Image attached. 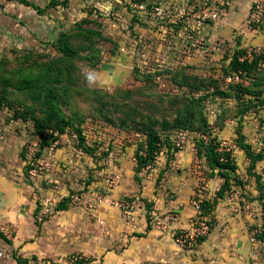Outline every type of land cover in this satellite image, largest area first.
<instances>
[{
    "label": "rangeland",
    "instance_id": "rangeland-1",
    "mask_svg": "<svg viewBox=\"0 0 264 264\" xmlns=\"http://www.w3.org/2000/svg\"><path fill=\"white\" fill-rule=\"evenodd\" d=\"M198 1L0 0V144L12 150L4 160L11 169V176L15 179L20 176L34 188L35 205L40 207L38 198L48 200L60 188L84 201L75 205L68 204L67 200L59 208L69 207L87 215L84 205L93 194L109 196L113 192L116 195L113 197L118 198L116 201L138 200L143 214L151 220L153 207L148 200L151 195L145 193L161 184L165 175L159 171L151 179H144L153 174L151 169L161 157L165 164L170 163L172 151L189 148L195 157L197 151L208 161L207 147L210 143L217 147V142L222 141L213 136V129L229 128L230 117L241 121L238 117L247 112H255L258 117L257 126L252 121L248 127L255 126L250 136L251 144L255 148L262 147L264 88L261 91L254 86L264 85V76L252 75L240 84L225 83L222 72L227 58L213 55L217 52L213 48L218 40L211 35L217 21L209 19L197 25L196 15L203 5ZM260 27L263 29L264 24ZM235 43L225 41L219 53L233 50ZM206 48L211 49L209 53L214 58L212 67H207L202 57ZM183 49L192 52L184 64L172 63L170 67L167 65L153 72L145 67L143 54L165 59ZM89 74L95 77L93 86L87 81ZM40 83L53 92L42 106L33 100L31 92ZM247 87L257 92L258 102L250 107H245L243 101L245 93H252ZM60 125L63 129L58 131ZM180 133L185 137L177 147ZM149 139L156 143L151 157L147 156ZM36 142L41 149L55 145L53 169L61 182L56 189L26 173L32 158L31 148ZM122 153L130 154L135 162L132 174L121 170ZM225 154H220L223 161ZM138 155L146 156L141 166L137 163ZM204 160L199 159L200 163ZM239 163L244 165L243 161ZM193 168L192 171L200 176L201 172ZM114 173L118 176V185L130 180L132 190H123L121 194L111 190L115 186L111 182ZM142 193L145 195L141 196ZM214 203L207 201L205 206L213 208ZM253 207L254 214L245 220L248 240L251 232L263 223L258 213L262 207ZM57 211L54 207L47 213L42 210V214L49 218ZM113 217L104 223L105 230L93 227V247L103 245L105 251L120 249V232L124 239L126 234L128 238L131 236L125 232L128 221L124 215ZM211 217L210 231L215 226L212 214ZM4 225L7 226L0 224V229ZM236 232L239 233L238 228ZM208 236L192 248L180 249L182 264H249V254L235 257L227 250L225 255L211 249L202 251ZM7 243L1 236L0 249L4 256L0 257L4 261L0 264L58 263L53 258L35 262L32 256L25 261ZM172 243H175L173 239ZM258 247L261 264H264V242ZM92 252L84 255L79 252L75 256L79 257L78 261H85L87 257L100 264L104 253H96L93 257ZM175 253L178 255L179 250Z\"/></svg>",
    "mask_w": 264,
    "mask_h": 264
},
{
    "label": "crops",
    "instance_id": "crops-1",
    "mask_svg": "<svg viewBox=\"0 0 264 264\" xmlns=\"http://www.w3.org/2000/svg\"><path fill=\"white\" fill-rule=\"evenodd\" d=\"M250 1L233 0V6L227 9L226 15L217 22L214 21L211 36L217 37L218 42L230 41L233 44L236 42L234 47H236L238 40L239 46L250 44V42H252L251 44L264 45V28L260 27L254 31L244 24ZM239 29L241 31H238ZM255 32L258 34L255 35ZM238 36L239 38H237ZM236 38L237 41H235ZM219 51H223V49ZM219 51L213 53L214 56L217 55L216 58L223 56ZM206 56L202 55L203 59ZM238 118L241 121H236V118L230 117L229 128L215 127L212 133L217 139L226 141L233 153L232 160L235 170L228 171L229 178H227L230 188L226 189L222 196L217 195L218 191L214 193L215 189L222 186L224 177L219 174L218 168L212 167L206 160L202 159L204 157L202 153L199 154L196 151L195 157L193 152L188 150L189 148L172 151L170 163L165 164L161 157L160 161L157 160V164L151 169L153 174L146 175L144 179H151L154 173L156 175L159 171H163V175H165L160 181L161 184L156 188L153 186L154 188H150V191L147 190L145 193L151 195V199L148 198L151 200V207H153L150 212L151 220L147 216L145 217L140 206L141 203L135 199L131 201H136L139 204V211L134 213L135 222L133 224L126 221L123 209L116 205L117 202H124V200L116 201L118 198L113 197L116 196L113 192L109 196L107 194H93L94 196L87 201L88 204L84 205L87 215L67 207L57 208L56 213L46 218L41 206L35 205L32 197L34 188L30 183L27 184L21 180L20 176H17L16 179L11 176V169L4 160L6 154L12 150L1 143L0 224L7 226H2L4 233L0 235L4 240H7L11 249L17 251L20 258L25 261L29 259V256H32L35 258V262L45 258H53L57 260V264H75L79 258L75 256L77 253L83 252L84 255L97 247L100 250L92 252L91 255L94 257L96 253H104L102 260H99L100 264H182L180 249H184V247L172 243V235L175 231L173 229L188 227L189 219L194 214V210L190 206L191 198L196 189L204 185L209 191V196L205 201L215 202L210 212L215 219V226L203 242L202 251L211 249L216 254L225 255L224 252L227 250L228 252L231 251L235 257L242 254H249L251 257L252 245L247 239L245 220H249L250 215L253 214L234 213L233 209L240 206L242 201L243 205L248 203L249 206H252V211L255 210L254 205L259 208L261 206L260 201L264 203V157L256 160L255 163L251 161V156L264 151V145L255 148L251 144L250 136L254 133L258 122L255 112H247ZM252 121L255 122L254 128L252 126L248 128ZM120 156L121 170L125 171L126 174H132L135 162L131 160V155L122 153ZM199 159L204 160V162L200 163ZM239 161H243L244 165L241 166ZM192 167L194 170L200 171L201 175L198 176L194 173ZM250 170L254 174H251ZM129 181L119 185L115 183L114 189L111 190L115 191L116 194H121L123 190H132ZM144 182L150 183V181ZM145 194L142 193L141 196ZM96 196H100L101 200L98 201ZM110 196L111 199L107 198ZM40 213H43L42 216ZM121 213L127 222L125 232L131 236L128 238V234H126L127 238L124 239L123 233L120 232L118 237L121 242L120 249L105 251L103 245L93 247L95 245H92L94 242L91 235L93 227L99 228L100 231L105 230L102 227L106 220L109 217L114 218L113 215L115 214L121 217ZM170 214L175 215L177 219L169 222L167 216ZM154 216L160 218L166 228L156 227L153 222ZM101 223L103 224L101 225ZM236 227L239 233L236 232ZM233 248L235 251H232ZM177 250H179L178 255L175 253ZM226 256L228 257L229 253ZM1 258L0 261H4ZM84 259L88 261L85 264H97L96 260H88L87 257ZM23 263L20 262V264Z\"/></svg>",
    "mask_w": 264,
    "mask_h": 264
},
{
    "label": "built area",
    "instance_id": "built-area-1",
    "mask_svg": "<svg viewBox=\"0 0 264 264\" xmlns=\"http://www.w3.org/2000/svg\"><path fill=\"white\" fill-rule=\"evenodd\" d=\"M199 3L203 2V5L199 7L200 12L196 15V21L197 25H201L202 22L206 20H212L217 21L222 16H225L227 13V9L233 6V0H200ZM245 24L247 27H249L251 30L256 31L260 28L262 24H264V0H251L249 4V10L247 17L245 19ZM254 38V37H252ZM223 42H218L216 44V47L213 49H216L219 51L223 47ZM241 49H243V53L238 55V61H248L251 62L254 60L255 57H259L258 59V67L264 69V45H256V44H245L240 46ZM210 48H206L204 50V55L206 56L204 60H206L207 67L214 66V58L210 56ZM233 50L228 51V57H227V64L229 62L231 53ZM190 49H187L186 51L183 49L181 50V53H176L174 55H168L165 59L158 56V55H152L151 57L149 54H143V59L145 63V67H147L148 72H153L154 70H161L165 66L168 65L170 67L173 64H184V60L187 58H190L191 55ZM227 52L224 55H226ZM195 55V53H193ZM222 56V57H223ZM225 57V56H224ZM146 61L149 62V64L146 63ZM173 63V64H172ZM150 64L152 66L150 67ZM156 67V68H154ZM245 73H237L233 71H224L222 72V77L226 84H240L242 82H245ZM185 135L180 133L177 141V147H180V145L184 141ZM205 144H207V141H204ZM32 158L29 159V168H28V175L30 178H41L45 181L46 184L52 185L55 189L58 188L61 185V182L56 177L53 166L56 164L55 162V145H49L45 147L44 149H41L38 147L37 142L33 143L32 145ZM219 153H229L230 157H233L232 150L228 143L226 141H222L220 145L217 146L215 149ZM39 153V154H38ZM220 160H223L221 157ZM112 175L111 182L115 184L118 180V176ZM220 190V186L218 189L214 190V193ZM56 191L55 196L51 197L48 200L39 199V203L42 206V210L44 213L50 212V209H53L57 206L58 203L63 201L64 199H69V204H80L84 200L82 197L77 195H69L62 189L58 188ZM218 193V192H217ZM209 191L206 186L202 185L198 188V190L195 192L193 197L190 201V206L194 210V214L190 217L189 225L188 227L184 229H173L175 230L172 235L173 241L182 247L185 248H192L199 240L205 236H207L210 233L211 224V214L204 212V209L202 207L203 201L208 198ZM96 199L98 201L101 200L100 196H96ZM116 205L123 209L125 218L128 222L134 223L135 222V212L139 211V204L136 201H131L130 203L125 202H117ZM234 213L243 212V214H254V211H252L251 207L248 205V203H244V205L241 203L240 206L235 207ZM259 214L263 215L262 208L259 209ZM154 225L158 228H166L165 224L160 221V218L154 216ZM167 219L169 222L175 221L177 217L173 214H170L167 216ZM263 221V220H262ZM263 230V223L259 225V227L251 232L249 237V242L252 245V255L250 258L249 264H261L260 261V251H259V244L260 242H264V239H260L257 237L256 233H261ZM0 233H4V228L1 227ZM1 237V236H0ZM0 256H4V251L0 249Z\"/></svg>",
    "mask_w": 264,
    "mask_h": 264
},
{
    "label": "trees",
    "instance_id": "trees-1",
    "mask_svg": "<svg viewBox=\"0 0 264 264\" xmlns=\"http://www.w3.org/2000/svg\"><path fill=\"white\" fill-rule=\"evenodd\" d=\"M240 43L237 42V45L236 47H234L232 53H231V56H230V59H229V62L227 65L224 66V70L225 71H233V72H239V73H245V77L248 78L249 76H252V75H255V76H264V69L262 68H259L258 67V59L259 57H255L253 61L251 62H248V61H238V55H240L241 53H243V49L240 48ZM228 57V51H227V54L225 55V58ZM259 82H263V80H259ZM255 89L257 90H261L264 88V85L261 84V85H256L254 86ZM249 90H252L251 87H247ZM52 89L49 88L47 85L43 84V83H40L37 85L36 89L32 90V98L35 102H37L39 105H45L46 104V100H49V98H51L53 92L51 91ZM256 90H252L250 92L254 93L253 95H250L248 93H245L244 94V99L243 101L245 102L244 105L245 107L246 106H252L254 104H256L258 102V99L255 97L256 93L255 92ZM264 90V89H263ZM248 96V97H247ZM260 102V101H259ZM261 103V102H260ZM51 114H53V112H51ZM63 129V126L60 125L59 127H57V130L58 131H61ZM218 140H216L217 142ZM221 143V142H220ZM219 142H217V146L220 145ZM155 141L152 140V139H149L148 140V147H147V156L151 157L155 150H156V145H155ZM213 143H210V147H207V149L209 150V152L206 153V156L208 158V163L212 166V167H216L219 169V174H221L223 177H224V182L222 184V186L220 187V190L218 191L217 195L218 196H222L224 194V191L226 189H229L230 186L228 184V181H227V178H229V175H228V171H234L235 170V165L233 163V160H232V157H230V154L229 153H226L225 154V160H220V156L223 154V153H219L217 152L215 149L217 147H213L212 145ZM248 146V145H247ZM249 147V146H248ZM247 147V148H248ZM248 152L250 151L249 148L247 149ZM39 154V153H38ZM221 154V155H220ZM262 157H264V153H256L254 154L253 156H251V161L253 163H255L256 160L258 159H261ZM146 156H142V155H138L137 156V163L139 166L143 165L146 161ZM28 168L29 167H26V173L28 174ZM236 179V177H235ZM68 200V204H69V199H64L61 203H58L57 205V208H59L63 203H65V201ZM206 202L207 201H203L202 203V207L204 209V212H207V213H210L211 210L213 209L212 207H208L205 206L206 205ZM261 202V207H262V210H263V230L261 233H256L257 237L262 239L264 238V203L262 201ZM208 204V203H207ZM211 214V213H210ZM212 218V217H211ZM1 234V233H0ZM86 262L88 261H83V259H80V261H77L76 263H82V264H85Z\"/></svg>",
    "mask_w": 264,
    "mask_h": 264
},
{
    "label": "clouds",
    "instance_id": "clouds-1",
    "mask_svg": "<svg viewBox=\"0 0 264 264\" xmlns=\"http://www.w3.org/2000/svg\"><path fill=\"white\" fill-rule=\"evenodd\" d=\"M87 81H88L90 86H93L95 84V77L93 75L89 74V76L87 77Z\"/></svg>",
    "mask_w": 264,
    "mask_h": 264
},
{
    "label": "water",
    "instance_id": "water-1",
    "mask_svg": "<svg viewBox=\"0 0 264 264\" xmlns=\"http://www.w3.org/2000/svg\"><path fill=\"white\" fill-rule=\"evenodd\" d=\"M261 144L264 145V135L262 137Z\"/></svg>",
    "mask_w": 264,
    "mask_h": 264
}]
</instances>
